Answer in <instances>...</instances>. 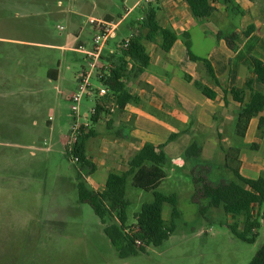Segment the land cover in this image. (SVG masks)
Returning a JSON list of instances; mask_svg holds the SVG:
<instances>
[{"label":"rangeland","instance_id":"obj_1","mask_svg":"<svg viewBox=\"0 0 264 264\" xmlns=\"http://www.w3.org/2000/svg\"><path fill=\"white\" fill-rule=\"evenodd\" d=\"M136 1H0V38L14 41L0 43V77L7 79L0 83V93L6 96L0 99V264H249L263 244L264 206H255L260 227L254 243L249 244L228 228L235 223L241 228V218L236 220L215 208L202 215L200 208L206 206V201H191L194 184L190 172L199 159L191 160L189 168L177 172L164 168L169 178L158 191L178 195L180 216L173 221L174 230L168 239L158 247H145L143 253L121 259L91 207L79 203L78 164L67 153L68 137L75 122L69 96L77 89L80 71L87 63L81 53L55 46L65 45L68 37L77 41L71 36L73 31L80 40L92 44L94 31L87 19L99 16L94 11L96 6L118 20ZM140 15L136 8L123 21L120 38L128 34L126 27ZM70 16L76 19L73 30ZM241 22L240 16L229 13L228 23L239 26ZM58 26L64 30L60 31ZM200 37L195 52L203 54L205 42ZM54 70L59 72L58 79L48 76ZM29 77L33 82L26 80ZM90 83L94 89L101 88L96 79L92 78ZM96 98L83 96L78 124L86 122L85 115H90ZM102 124L96 127L100 133L105 131ZM227 134L222 132L223 137ZM250 139L233 137L232 147L246 149V156L264 159V129L256 151L246 148ZM189 144L182 147L178 142L170 149L183 150V156ZM92 147L96 149L95 145ZM170 149L167 154H173ZM93 160L98 169L95 178L103 177L105 182L109 163L100 157L93 156ZM126 197L130 202L127 214L131 226L134 214L153 196L131 187L129 181ZM170 212L171 207L164 205L166 220L170 219Z\"/></svg>","mask_w":264,"mask_h":264},{"label":"crops","instance_id":"obj_2","mask_svg":"<svg viewBox=\"0 0 264 264\" xmlns=\"http://www.w3.org/2000/svg\"><path fill=\"white\" fill-rule=\"evenodd\" d=\"M10 1L23 2L26 0ZM134 5L126 10V12L129 11V15L137 8ZM154 5L157 6V17L160 25L171 29L176 34L177 40L167 53L163 52L158 44L143 41L150 57V65L136 80L130 78L126 80L127 88L140 99L139 103L129 104L123 110H116L113 114H107L104 119L105 122L99 123H105L102 124L105 126L103 133L98 132L96 128L99 124L95 125L96 137L88 141L86 152L88 158L95 164L96 170L84 177L87 184L97 192L103 191L106 180L104 182L103 177L95 178L98 169L93 156L105 159L109 163L110 168L107 170L105 178L107 179L111 172L126 171L128 161L143 144L163 145L172 133H176L177 137L168 142L164 148L168 160L165 167H170L173 172L186 167L189 168L190 161L184 160L183 150L170 148L178 142H181L182 147H186L187 144L196 141L202 147L198 164L213 165L208 176L209 180L215 181L221 177L231 179L232 176L221 168L223 155L219 146L228 148L233 145L232 138L236 137L234 135L235 112L239 104L234 102L229 94L225 96L222 89L241 91L244 82L252 79L253 89L259 92L264 91V85L257 82L252 74L251 62V57H254L264 63V0H218L214 5V12L203 21H198L191 16L184 0H159ZM95 8L94 11L100 13L96 18L103 17L106 19V17H110L111 20H117L104 10H98V6ZM138 9L141 11V7ZM230 12L236 17H241L242 22L239 26L228 23ZM68 21L73 30L76 24L75 17L70 16ZM205 22L208 23L205 24ZM122 23L123 21L118 28L117 37L105 48L107 49L106 54L103 55L105 62L110 63L109 58L119 52L117 45L120 42L133 34L145 35V31L141 30L138 25L131 26L129 23L126 27L128 34H124L120 38L119 29ZM249 27L253 28L252 32L247 37L241 36V43L235 51L230 50L222 38L223 33L226 35L231 33L242 34ZM183 34L188 36L192 53L209 61L219 82V87L214 86L206 78L201 63L189 60L182 39ZM71 36H75L77 41H71V37H68L65 45L55 47L61 50H75L73 45L75 47L80 45L91 47V44L86 40H80L75 31L72 32ZM200 36L205 42L203 54L195 52L196 48L199 49ZM6 42L14 41L0 38V43ZM74 42L76 43L74 44ZM128 68H130V64ZM183 73L214 90L217 94L216 99L211 101L204 97L196 88L183 80ZM48 75L50 79L59 78V72L56 70L49 72ZM5 79L6 77L2 75L0 83ZM26 80L33 82L31 77L26 78ZM245 95L248 96V93ZM5 97L0 93V99H5ZM85 117L88 118L87 115ZM232 126L233 128H231ZM263 129L262 131L258 129V117L250 121L244 139L250 136L251 142L246 148L254 151L259 148L258 142H260ZM224 130L228 133L225 137L222 136ZM108 133L110 134L107 136ZM94 145L96 146L95 150L92 147ZM168 149L173 154L170 152L167 154ZM245 150H240L241 175L248 179L264 176V159L246 156ZM216 157L218 160H215ZM215 162L217 165H214ZM214 170L219 172L218 175L214 173ZM166 175L159 188L165 180H168L167 172ZM187 189L186 186L185 191ZM190 195L192 194H189V200ZM254 209L255 206L253 211ZM163 219L165 221L170 220H166L164 214Z\"/></svg>","mask_w":264,"mask_h":264},{"label":"trees","instance_id":"obj_3","mask_svg":"<svg viewBox=\"0 0 264 264\" xmlns=\"http://www.w3.org/2000/svg\"><path fill=\"white\" fill-rule=\"evenodd\" d=\"M191 16L203 21L214 12V7L208 4V0H184ZM227 1V0H226ZM143 20L131 22V26L138 25L145 35L133 34L129 46L112 55L109 60L112 69L100 84L106 87L116 100L118 110H123L129 104H138L140 99L133 95L126 86L128 78L136 80L150 65V57L143 45V41L158 44L159 48L167 53L177 40L176 34L169 28L160 25L157 17V6L149 4L141 9ZM106 20H111L106 17ZM253 28L249 27L242 34L231 33L222 38L227 47L235 51L241 43V36L247 37ZM220 36V35H219ZM187 56L191 62L201 63L206 78L216 87L219 82L215 77L212 66L205 58L195 56L191 51V44L187 34L182 35ZM252 74L256 81L264 85V63L251 57ZM130 64V68L128 65ZM49 76V75H48ZM50 78V76H49ZM182 78L196 88L208 100H215L217 94L201 81L193 79L183 73ZM253 80L244 82L241 91L222 89L224 95L229 94L232 100L239 104L235 112L234 135L244 139L250 121L258 117V129L264 128V91L259 92L252 87ZM248 93V96L245 95ZM224 102L226 104L225 98ZM106 102L96 98L94 112L89 115V127L81 126L77 139L71 150L67 153L72 159L76 158L78 164L76 174V188L79 203L88 204L94 214L100 220L103 231L111 245L115 248L121 259L143 253L145 247H158L172 234L173 221L179 218L177 209L178 196L176 194L165 195L158 191L161 182L166 178L165 166L167 157L164 148L168 142L177 137L172 133L163 145L154 146L145 143L130 158L127 169L124 172L108 174L105 187L102 192L94 191L86 182L85 175L96 170L95 164L87 156L86 146L90 139L96 137L95 125L105 122L108 114ZM219 149L223 153L222 169L232 176L231 179L219 178L209 180L211 164H195L191 167V177L194 184V192L191 201L199 204L206 201V206H201L202 215L209 208L221 209L225 215L241 218L242 227L237 223L228 225L230 231L240 240L252 244L257 236L256 230L260 222L254 215L253 208L264 206V176L256 179H248L240 173V150L236 147ZM202 153V147L192 141L184 151V160L198 159ZM131 187L146 193H151L153 200L142 204L139 212L134 214V223L128 225L127 210L130 202L126 197L128 182ZM171 207L170 220L163 219L164 205ZM259 214V213H258ZM264 218V210L262 212ZM140 244L137 245L136 242ZM249 264H264V242Z\"/></svg>","mask_w":264,"mask_h":264},{"label":"built area","instance_id":"obj_4","mask_svg":"<svg viewBox=\"0 0 264 264\" xmlns=\"http://www.w3.org/2000/svg\"><path fill=\"white\" fill-rule=\"evenodd\" d=\"M159 0H137L134 7L143 9L147 5L157 4ZM218 2V0H208V4L211 7ZM129 15V11H127L123 17L118 20H106L103 18H94L89 17L87 19V24L90 28L93 29L94 34L92 38V44L90 48H86L85 46H77L75 51L81 53L86 59V66L82 67L79 74V82L77 89L73 92L69 98L71 101V112L75 117V122L72 124L70 135L68 137L67 146L69 150L73 148V145L77 139L79 128L89 127L90 123L88 118H86V122L83 124H78L76 119L79 118V103L81 102L84 95L86 96H96L99 99H102L106 102V108L108 110V114H113L116 110H118V106L116 104V100L110 91L101 85L100 89H94L90 83V80L96 79L100 82L101 79H105V77L109 74L112 69L111 63L104 61L103 51L108 46V44L113 41L117 37V31L122 21H124ZM143 20V15H140L136 20L137 22H141ZM60 31L64 30L62 26L57 27ZM130 37L126 38L122 42H120L117 47L118 51L121 49H126L130 43ZM94 112V108L91 110L92 114ZM89 117V115H87ZM73 162H77L76 158H73ZM137 245L140 243L137 241Z\"/></svg>","mask_w":264,"mask_h":264}]
</instances>
